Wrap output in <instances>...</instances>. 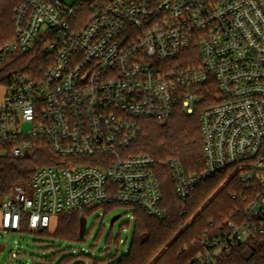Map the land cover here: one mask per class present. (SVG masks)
Segmentation results:
<instances>
[{
    "label": "built area",
    "instance_id": "built-area-1",
    "mask_svg": "<svg viewBox=\"0 0 264 264\" xmlns=\"http://www.w3.org/2000/svg\"><path fill=\"white\" fill-rule=\"evenodd\" d=\"M85 13L64 0L13 11V38L0 47V157L45 158L2 197L0 232H38L103 204L162 221L160 165L182 202L225 173L252 194L199 264L264 236V0H90ZM32 52L39 66L18 68ZM197 107L199 173L131 152L143 121Z\"/></svg>",
    "mask_w": 264,
    "mask_h": 264
},
{
    "label": "trees",
    "instance_id": "trees-1",
    "mask_svg": "<svg viewBox=\"0 0 264 264\" xmlns=\"http://www.w3.org/2000/svg\"><path fill=\"white\" fill-rule=\"evenodd\" d=\"M20 1L0 0V45L13 38L12 9ZM75 4L77 12L82 7L87 17L90 0H77ZM34 55L32 52L19 57L17 67L39 66L38 60H33ZM5 71L2 69L0 74ZM200 108L197 107L191 115L177 110L164 122L143 121L141 132L131 145V152L159 162L178 160L188 173H199L203 169ZM44 158L42 152H35L31 158L22 160L0 157V198L9 195L7 193L17 185L25 186ZM155 172L162 190L160 209L165 215L164 220L151 218L140 208L131 209L135 220L132 243L126 255L120 256L117 252L106 259L108 264H199L195 257L206 249L212 236L219 233L220 226L230 219L232 213L242 209L245 200L252 195L239 178L232 177L226 181L225 173L198 185L191 191L188 200L182 202L175 193L168 169L158 165ZM117 207L122 208L116 204H103L86 210L83 216H60L51 221L48 229L33 233L78 243L88 234L85 232L83 238H79L81 217L99 209H104L105 215ZM183 207L186 208L184 214ZM114 241L117 244L119 238ZM45 250L53 254L45 260L49 264H78V255L65 262L64 257L69 251L54 243H49ZM212 264H264V236L253 234L228 251L216 253Z\"/></svg>",
    "mask_w": 264,
    "mask_h": 264
},
{
    "label": "rangeland",
    "instance_id": "rangeland-1",
    "mask_svg": "<svg viewBox=\"0 0 264 264\" xmlns=\"http://www.w3.org/2000/svg\"><path fill=\"white\" fill-rule=\"evenodd\" d=\"M76 2L77 0H64L67 6H71ZM16 6L17 4L12 9L11 18H13V11ZM6 42L8 41L4 43ZM230 178L232 177L226 176V181ZM103 214L104 209H99L91 215L84 216L88 234L78 243L46 238L30 233L26 228L25 230L11 233L1 231L0 245H3L5 249L0 251V264H49V262L45 261L47 257L53 256L51 251L45 250L49 243H54L63 250L69 251L64 257L65 262H68L71 256L78 255L76 258L78 264H93V262L108 264L106 259L116 255L117 252L120 256L127 254L133 239L135 220L133 213L125 207H117L111 212ZM115 216H119V218L111 225V219ZM109 233H111L110 236ZM116 238H119L117 244L114 241ZM11 253H18L19 256L11 258ZM73 263L71 262L70 264Z\"/></svg>",
    "mask_w": 264,
    "mask_h": 264
},
{
    "label": "water",
    "instance_id": "water-1",
    "mask_svg": "<svg viewBox=\"0 0 264 264\" xmlns=\"http://www.w3.org/2000/svg\"><path fill=\"white\" fill-rule=\"evenodd\" d=\"M0 201H2V198H0ZM119 218V216H115L111 219L110 224L112 225L114 223L115 220H117ZM86 232V219L84 217L80 218V222H79V238H83L84 234ZM4 249L3 245H0V251Z\"/></svg>",
    "mask_w": 264,
    "mask_h": 264
},
{
    "label": "crops",
    "instance_id": "crops-1",
    "mask_svg": "<svg viewBox=\"0 0 264 264\" xmlns=\"http://www.w3.org/2000/svg\"><path fill=\"white\" fill-rule=\"evenodd\" d=\"M2 250H4V249H2ZM2 250H1V251H2Z\"/></svg>",
    "mask_w": 264,
    "mask_h": 264
}]
</instances>
